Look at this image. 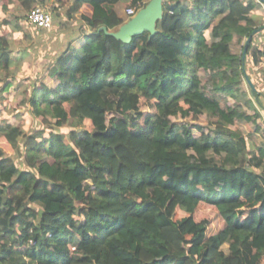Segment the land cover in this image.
<instances>
[{"label": "trees", "instance_id": "16d2710c", "mask_svg": "<svg viewBox=\"0 0 264 264\" xmlns=\"http://www.w3.org/2000/svg\"><path fill=\"white\" fill-rule=\"evenodd\" d=\"M17 1L26 13L16 21L45 43L49 28L27 20L38 0ZM256 2L163 0L154 32L122 41L116 4L137 13L148 2L57 0L53 54L39 55L45 68L23 90L41 120L0 123L13 149L0 148V264H264V122H196L218 116L205 91L249 95L256 118L264 111L244 78L250 64L264 85L263 47L252 37L241 59L244 40L264 30L249 16ZM10 48L0 34V69L20 59ZM24 80H0V95Z\"/></svg>", "mask_w": 264, "mask_h": 264}, {"label": "rangeland", "instance_id": "374dc122", "mask_svg": "<svg viewBox=\"0 0 264 264\" xmlns=\"http://www.w3.org/2000/svg\"><path fill=\"white\" fill-rule=\"evenodd\" d=\"M145 2H149L150 0H144ZM57 3V0H47L46 4H40L39 0L36 3L35 7H41L45 9L48 12H51V7ZM128 3H118L115 6V9L117 11V14L119 15L121 19V24L117 29L114 31H119L121 26L126 24L132 17L128 14L129 9ZM96 11V10H95ZM82 13L89 15L91 13V9L88 7H85L81 10ZM98 12V10H97ZM26 13L24 11V8L20 5V3L17 0H0V23L3 21H8L10 23L9 26L2 25L0 26V34L6 36L8 40L11 42V52H16V56H19L20 58L18 60L17 64L11 65V66H5L0 69V80L4 78H21L25 79L24 83L21 85L14 84L12 88H10V92L6 91L3 93V95H0L2 102H0V123H4L5 121H14L15 125L22 126L25 130H30L34 124H38L37 122H40L41 119H37L34 121L32 116L26 111V108L24 107L25 104V97L27 96V93H24V89L26 87V83L28 84V79L31 76L37 75L41 70H43L45 67L43 66L46 64V59L39 57L44 56V54L52 53L49 51V49L53 47V41H55V37L58 35L57 31H55V27L51 25L48 32L44 35L42 40H44L45 43H38V36L31 27L25 25L23 22H17L16 17L18 14ZM136 14V12H135ZM134 14V15H135ZM97 16V14H95ZM264 15V10H263ZM79 18V15H72L69 18L70 25H73L77 22V19ZM16 23L21 24L20 29L16 28ZM65 28V27H64ZM254 40H261L264 39V33L261 31H258L255 36H253ZM246 40V39H245ZM244 40V42H245ZM51 43H50V42ZM234 41L236 42L235 49L236 51L240 52V44L237 42V37H234ZM45 47H44V46ZM44 47V48H43ZM21 51H24L26 55L22 56L20 55ZM243 51V50H242ZM53 54V53H52ZM15 55H13V59L16 58ZM21 56V57H20ZM16 60V59H14ZM261 78V74L258 76L257 74L254 75V78ZM254 79V80H255ZM263 82L261 80L257 79L255 81V86L257 89L262 90L263 89ZM245 90L247 91V88L245 87ZM208 101L211 103L212 106H214L218 112L217 117H209L208 115H203L199 120H197V123L201 124H211V126H219L218 119H222L227 123V126L232 130H245L249 131L252 129L253 124L260 122H264V111H261L259 113V117L256 118L255 112L250 108L248 105L249 103H253L250 96H247V103L240 102L236 99H232L228 95H222V94H216V93H210L209 91H205ZM3 96V97H2ZM66 107H68V104H66ZM5 108V109H4ZM142 108L145 109L144 104H142ZM239 118H243L247 121V123L241 125L238 124L237 120ZM143 120V119H142ZM142 120L140 122H142ZM176 122L182 123L186 120L181 119H175ZM42 123V122H41ZM43 123H46L45 120H43ZM141 124V123H140ZM89 125L86 122L82 128L86 129ZM67 131L66 129H64ZM248 141V147L251 148L253 146V142L250 140ZM0 148L3 149L4 153L6 155H11L13 153V149L8 145L4 139L0 136ZM201 215H207L212 216L213 210L208 208L206 205H201L199 207V210ZM215 229L217 228L215 224H213ZM211 233L210 231L208 234ZM203 241V239L200 240V242ZM192 251V250H191Z\"/></svg>", "mask_w": 264, "mask_h": 264}, {"label": "water", "instance_id": "95a60500", "mask_svg": "<svg viewBox=\"0 0 264 264\" xmlns=\"http://www.w3.org/2000/svg\"><path fill=\"white\" fill-rule=\"evenodd\" d=\"M261 1L264 2V0ZM162 7L163 0H150L145 8L140 9L126 24L121 26L118 32L114 33L115 36L122 41H129L131 36L142 33L144 31L153 33L155 22L162 17ZM258 31L259 29L254 30L245 41L241 55L243 63L251 39ZM244 78L248 86L252 90H255V87L246 72H244Z\"/></svg>", "mask_w": 264, "mask_h": 264}, {"label": "built area", "instance_id": "2783aa9c", "mask_svg": "<svg viewBox=\"0 0 264 264\" xmlns=\"http://www.w3.org/2000/svg\"><path fill=\"white\" fill-rule=\"evenodd\" d=\"M128 14L130 17L134 16L135 11L132 8L128 9ZM28 23L31 25L41 28L47 29L50 28L52 23L51 14L41 7H34L27 16Z\"/></svg>", "mask_w": 264, "mask_h": 264}, {"label": "crops", "instance_id": "0c3cea01", "mask_svg": "<svg viewBox=\"0 0 264 264\" xmlns=\"http://www.w3.org/2000/svg\"><path fill=\"white\" fill-rule=\"evenodd\" d=\"M257 2H256V8L255 9H253V10H251L250 11V13H249V16L251 17V18H263L264 19V15H263V10H264V2H262L261 0H256ZM264 22V21H263ZM259 31H261L262 33H264V30H262V29H259ZM257 34V33H256ZM252 40V39H251ZM255 41V43L256 44H260L262 47H263V50H264V39H261V40H254ZM247 68H248V73L246 72V74L248 75V77L250 78V80L252 81V83H254L253 81H254V75H258L259 76V74H258V68H256V67H254V66H252V65H250V64H248V66H247ZM257 79H259V80H261V78H256L255 79V81L257 80ZM261 82H262V80H261ZM247 83H246V88H247ZM263 85V84H262ZM247 90H248V88H247ZM261 92L262 93H264V85H263V89L261 90ZM251 98V97H250ZM251 100L253 101V103H254V100L251 98ZM252 103V104H253Z\"/></svg>", "mask_w": 264, "mask_h": 264}]
</instances>
